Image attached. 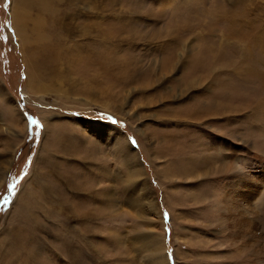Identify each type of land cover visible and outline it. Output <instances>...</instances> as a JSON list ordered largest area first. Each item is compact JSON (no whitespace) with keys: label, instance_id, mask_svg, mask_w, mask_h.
<instances>
[{"label":"rangeland","instance_id":"rangeland-1","mask_svg":"<svg viewBox=\"0 0 264 264\" xmlns=\"http://www.w3.org/2000/svg\"><path fill=\"white\" fill-rule=\"evenodd\" d=\"M40 2L22 42L0 0V264H264V0Z\"/></svg>","mask_w":264,"mask_h":264},{"label":"bare ground","instance_id":"bare-ground-1","mask_svg":"<svg viewBox=\"0 0 264 264\" xmlns=\"http://www.w3.org/2000/svg\"><path fill=\"white\" fill-rule=\"evenodd\" d=\"M14 10H13V21H14V26H15V31L18 33V39L20 41H26V42H29L30 40V36H27V33L25 32L26 30H24L25 27L28 26V21H30V17L28 16V13H27V7L28 8H35L37 9L38 11H42V6L44 4V2L41 4L40 0H14ZM38 2H39V5H38ZM21 5V8H19V10H17V6ZM31 10V9H30ZM27 13V14H26ZM30 15V14H29ZM34 19L32 20V24H34ZM31 24V25H32ZM60 27V26H59ZM39 28V22L38 24L36 25H32L31 27V34L32 35H36L37 34V29ZM65 32V31H64ZM30 34V33H29ZM58 34V33H57ZM61 37V36H60ZM260 37V36H258ZM37 40V39H36ZM52 41V40H50ZM63 41V40H62ZM64 42V41H63ZM21 45V44H20ZM28 46V45H27ZM57 46V45H56ZM61 46V45H60ZM59 46V47H60ZM50 47V46H48ZM55 47V46H53ZM20 48V46H19ZM28 48V47H27ZM56 48V47H55ZM22 49V47H21ZM50 50V52H52L53 55H56L54 49H52L51 47L48 48ZM32 50V49H31ZM28 49V53H29V56L30 55H33L34 54V51H31ZM42 50V49H41ZM49 52V56H46L42 59H37L38 63L33 61L32 62V66H36L37 65V68L38 69H43L45 68L49 62H52L54 60V58L56 59V56L55 57H52L51 53ZM28 53H26V56L28 55ZM52 60V61H51ZM34 69V68H33ZM32 69V70H33ZM157 244V243H156ZM162 264H165V263H162Z\"/></svg>","mask_w":264,"mask_h":264},{"label":"snow or ice","instance_id":"snow-or-ice-1","mask_svg":"<svg viewBox=\"0 0 264 264\" xmlns=\"http://www.w3.org/2000/svg\"><path fill=\"white\" fill-rule=\"evenodd\" d=\"M6 39H7V37H4L3 35H0V40H6ZM109 119H111V118H109ZM28 123H29L30 127H31V125H36L37 127H39V124H38V122L35 119H30L28 121ZM18 183H19V181H16V182H13V183L8 185V192H9L10 195H15L16 184H18ZM8 201H9V197L5 196L4 200H3V203L5 205H7ZM167 217H168V214L165 213V219L166 220H167Z\"/></svg>","mask_w":264,"mask_h":264}]
</instances>
